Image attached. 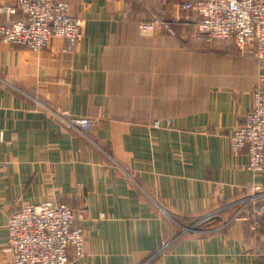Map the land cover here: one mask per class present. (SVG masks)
Wrapping results in <instances>:
<instances>
[{
    "label": "crops",
    "instance_id": "0c3cea01",
    "mask_svg": "<svg viewBox=\"0 0 264 264\" xmlns=\"http://www.w3.org/2000/svg\"><path fill=\"white\" fill-rule=\"evenodd\" d=\"M60 1L81 25L75 52L61 39L37 53L0 41V264H12L9 217L47 201L84 231L85 255L69 264H264V223L252 230L237 205L264 174L230 151L264 91V58L198 41V15L180 8L196 0ZM19 19L0 14V25ZM154 21L173 34L140 32ZM57 112L94 127L68 128ZM214 211L213 224L185 228Z\"/></svg>",
    "mask_w": 264,
    "mask_h": 264
},
{
    "label": "built area",
    "instance_id": "2783aa9c",
    "mask_svg": "<svg viewBox=\"0 0 264 264\" xmlns=\"http://www.w3.org/2000/svg\"><path fill=\"white\" fill-rule=\"evenodd\" d=\"M181 10L198 15L195 38L210 43L216 40H233L241 54L250 53L264 58V0H196L185 1ZM0 14H21L10 25H0V41L18 45L32 52L46 49L53 39L66 42L62 51L75 52L81 39L79 20L71 14L70 5L60 0H15L13 5H1ZM163 29L172 33L167 23L154 21L139 25L142 34ZM68 128L82 133L90 132L95 121L87 117H71L67 113H54ZM170 122H166L168 126ZM155 121L152 128L160 129ZM247 152V169L258 175L264 172V91L258 86L252 91V104L243 124L230 138V151L238 156ZM249 202L264 198L260 187L253 186ZM217 216L208 213L201 221ZM75 216L66 204L55 201L24 204L8 220L7 252L12 264H69L73 258L85 255V237L81 227L73 226ZM256 230L264 223V202L256 204L243 217ZM200 221V222H201ZM264 262V250L260 254Z\"/></svg>",
    "mask_w": 264,
    "mask_h": 264
},
{
    "label": "rangeland",
    "instance_id": "374dc122",
    "mask_svg": "<svg viewBox=\"0 0 264 264\" xmlns=\"http://www.w3.org/2000/svg\"><path fill=\"white\" fill-rule=\"evenodd\" d=\"M170 125V124H169ZM169 125L167 126L166 125V123H162V127L161 128H163V127H165V128H168L169 127ZM261 174H264V172L263 173H260V175ZM259 175V174H258ZM256 186H258V187H260V192H261V194H263L264 193V187L263 186H261V185H259V184H257ZM253 193V190H252V188H249L248 190H247V193H246V195H245V197H243L239 202H237V205H238V207H239V213L240 212H243V214L245 213V212H248V211H250V209L251 208H253V206H255L256 204H259V203H263L264 202V198H260V199H258V201L257 202H255V203H253V202H249V197H250V195ZM207 215V214H206ZM217 215H218V213H217ZM205 216V215H204ZM204 216H202L201 218H199V219H196V220H194L193 221V223H191L190 222V226L189 225H187V226H189V227H185L186 229H195V230H197V228L198 227H201V228H203V227H206V226H208V225H211V224H213V221L215 220V219H217V216L216 217H214V218H210V219H208L207 221H201L202 220V218L204 217ZM244 216V215H243ZM166 222H167V224L170 226V227H178V228H181V226L183 225V222L181 221V220H178V219H176V218H168V217H166ZM237 219H241V216H240V214H239V216H237V214L235 215V216H233V218H232V220H237ZM231 220V221H232ZM201 221V222H200ZM231 221L229 220V221H227L225 224L226 225H229L230 223H231ZM184 228V227H183ZM199 230V229H198ZM197 230V231H198ZM183 231H186V230H183Z\"/></svg>",
    "mask_w": 264,
    "mask_h": 264
}]
</instances>
